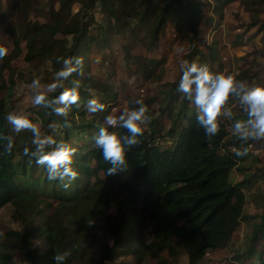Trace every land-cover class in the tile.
I'll use <instances>...</instances> for the list:
<instances>
[{
	"label": "trees",
	"instance_id": "trees-1",
	"mask_svg": "<svg viewBox=\"0 0 264 264\" xmlns=\"http://www.w3.org/2000/svg\"><path fill=\"white\" fill-rule=\"evenodd\" d=\"M230 1L217 0L216 8L220 9ZM243 2L254 14L259 13L264 4V0ZM44 3L49 4L46 21H31L29 18L32 14L43 13ZM76 3L80 4V8L71 13L72 5ZM98 3L107 17L116 23L120 17H130L146 25L150 45L156 43L166 25L174 23L182 34H191L188 36L190 42L197 40V27L203 17L195 0L11 1V7H17L23 13V27L18 34L10 32L11 50L8 41L0 37V45L8 49L6 56L0 59V79H3L2 72L9 68V63L21 54V41L34 56L48 59L55 72L62 67V63L56 62L57 57L82 58V65L76 66L77 71L59 81L61 86L48 93L51 100L64 89L78 85L79 100L68 106L67 116H57L53 111L62 105H35L34 110L36 120L42 122L44 135L51 136L56 143H66L76 149L73 167L78 172V178L66 189L59 177L53 181L47 180L46 166L35 163L39 153L31 143V133L23 130L18 135L10 130L4 115L12 112V105L6 102V97L0 98V136H12L14 139L10 152L4 151V142L0 141V209L10 204L35 222L33 235L24 225L22 231L6 230L0 235V264H14L11 262L14 254H19L27 264H55L53 255L65 250L70 255L64 264H115L111 262L113 256L121 250L135 255L138 262L150 255L158 261L156 264H170L159 254L167 250L172 260H176L177 246L184 249L187 264H198L208 251L226 246L241 221H251L256 217L259 222L254 223L251 234L246 236L249 245L244 255L252 257L255 264H264L263 201L256 205L261 210L260 214L249 215L243 211L244 188L261 180L264 182V163L256 164L257 159L252 152L237 157L235 152L226 148L232 145L242 150L256 140L250 139L242 144L234 135L227 139L229 132L222 124H219V131L214 137H206L203 127L196 120L197 110L193 108L192 101L177 91L179 79L172 83L166 105L159 111L160 116L167 114V122L149 113V105L155 101V97L144 102L150 117L146 122L148 128H143L138 143L127 150V168L108 176L106 170L110 165L103 160L94 138L101 127H109L110 131L120 136H126L127 130L119 127V124L110 127L98 120L87 119L85 110L78 111L79 106L90 97L89 89L85 88L91 85L90 75L78 81V77L84 73L83 57L96 41L84 18L91 15ZM56 4L59 5L57 9ZM253 6H257V9ZM6 15V11L0 10V21ZM254 19L252 24L258 20ZM259 28L264 32V21ZM3 31L7 33V27ZM68 36L71 43L66 46ZM214 45L210 48H214ZM147 68L143 64V76L147 75ZM6 81L13 83L11 77H6ZM0 83V90L6 87L5 81ZM93 85L96 87L99 84ZM134 107L138 106L130 105L131 109ZM25 146L29 148V155L24 154ZM55 146V143L45 145L44 151H51ZM253 165L256 167L252 168ZM235 174L241 179L236 180ZM90 179L93 181L87 183ZM261 198L264 199V194ZM138 199L142 201L147 220L151 222L153 237L149 242L136 231L145 222L135 211L134 205ZM108 205L117 206L123 213L125 210L132 212L130 217L124 218L121 215L108 216L106 227L112 235V244H106L100 258L94 260L84 240L85 228L94 209ZM43 207L49 208L50 213L45 214ZM34 235L44 242L42 252L34 246ZM133 241V248H120L122 243L127 245ZM257 243L261 245L260 251L255 248Z\"/></svg>",
	"mask_w": 264,
	"mask_h": 264
},
{
	"label": "rangeland",
	"instance_id": "rangeland-1",
	"mask_svg": "<svg viewBox=\"0 0 264 264\" xmlns=\"http://www.w3.org/2000/svg\"><path fill=\"white\" fill-rule=\"evenodd\" d=\"M11 1L0 0V10L7 12L6 17L0 21V37L8 41V44L11 39L10 32L15 31L18 34L23 27V13L17 7L12 8ZM195 1L199 3L203 14L197 27V40L190 42L188 36L191 34L189 32L182 34L174 23L164 27L163 33L158 36L154 45H150L151 38L148 37L146 25L139 24L130 17H120L116 23L114 19L107 17L98 3L91 15L84 18L88 21L90 34L96 37V41L90 45L83 57L84 73L78 77V81L90 75L91 85L85 87L89 89H87L90 94L88 99L97 98L98 102L104 104V110L96 113L88 112L87 99L82 106H79L78 111L85 110L87 119H95L106 125L105 116L118 117L122 112L131 110L130 105H135L136 99H142L144 103L155 97V101L149 105V113L154 118L160 117L161 121L166 123L167 114L160 116L159 111L166 105L171 85L181 75L180 63L185 60L188 62L197 60L198 65H207L213 73L232 74L236 80L264 85V32L259 28L261 22L264 21V4L261 6V11L254 14L244 6V0H231L220 9L216 8L217 0ZM48 7L49 4L44 3L43 13L32 14L29 19L37 20L39 23L45 22L48 17L46 14ZM58 7L59 5L56 4L55 8ZM79 8L80 4H73L71 13H75ZM252 8L257 9V6ZM254 17L258 20L252 24ZM5 27L8 29L7 33L3 31ZM67 39L68 45L66 46H69L71 37L68 36ZM213 43H215L214 48H210ZM12 46L8 45L9 50ZM21 49V54L9 63V68H5L2 72L4 77L0 81H5L6 87L0 90V98H7L6 102L12 105V112L22 114L37 123L41 135L45 136L41 120L35 118L36 106L32 103L30 85L33 79H38L40 90H44L47 84L54 82L55 71L48 59L34 56L22 41ZM143 64L148 67L146 76L141 73ZM6 77H11L13 83L6 81ZM92 83L99 85L95 87ZM235 102L240 105L238 98L233 97L227 106L232 113L227 139L234 135L232 131L234 121L245 118L242 106L237 108L234 106ZM193 108L197 110L194 104ZM141 127L148 128L146 123ZM167 143L169 141L166 145ZM248 151L255 155L256 164L264 163V139L250 144ZM254 167L256 166L253 165L252 168ZM257 172L256 168L255 173ZM235 178L236 180L241 179L236 174ZM92 181L93 179H90L87 183ZM244 193V213L260 214L261 210L257 209L256 205L260 200L264 204V199L261 198L264 194V182L261 180L244 188ZM134 207L138 217L145 221L136 231L144 237L146 242H149L153 237V231L151 222L147 220L142 201L138 199ZM43 210L45 214L50 213L49 208L43 207ZM20 212L23 211H16L10 204L0 209V235L6 230L22 231L23 225L28 227L31 235L35 233L33 232L34 219ZM131 212L125 210L123 213L117 206L109 205L94 209L86 225L84 239L88 243V253L94 260L100 258L106 244H112V235L106 227L108 216L130 217ZM66 219L69 218L66 217ZM258 222L257 217L251 221H241L226 246L208 251L198 264H255L252 257H245L244 254L249 245L246 236L251 234L254 223ZM32 240L38 251L42 252L43 240H39L35 235ZM134 245V241L127 245L122 243L120 248L125 249L126 246L133 248ZM255 248L260 251L261 245L257 243ZM159 255L170 264H187L186 253L180 246H177L176 260H172L167 250H163ZM262 258L264 259V251ZM11 262L27 264V261L23 260L19 254H14ZM111 262L115 264H156L158 261L149 255L142 262H138L135 255L121 250L113 256Z\"/></svg>",
	"mask_w": 264,
	"mask_h": 264
},
{
	"label": "clouds",
	"instance_id": "clouds-1",
	"mask_svg": "<svg viewBox=\"0 0 264 264\" xmlns=\"http://www.w3.org/2000/svg\"><path fill=\"white\" fill-rule=\"evenodd\" d=\"M8 52L7 47L0 45V59H3ZM73 61L75 63L73 64ZM56 62L62 63V67L54 74V82L46 85L44 90H40L38 79L31 82L32 103L36 106L49 107L50 105H62L53 109L57 116H67L66 109L69 105L76 104L79 100L77 91L78 85L64 89L51 100L48 93L53 92L61 85L59 81L67 79L71 73L77 71V65H82V58L70 56L67 58L57 57ZM180 78L177 91L185 94L197 109L196 120L203 127L206 137H214L219 131L218 117H231L232 113L227 108V104L233 97H237L242 110L245 113L244 119H236L232 124V131L235 137L242 144L251 140L264 139V85L249 84L239 81L232 74L213 73L207 65H198L196 62L181 61ZM131 110L122 112L118 117L107 115L104 123L107 126L119 127L127 130L126 136H120L115 131H110L109 127L99 128L98 134L94 138V143L101 150V155L110 167L107 168L108 176L116 174L127 168L126 153L130 146L138 143V137L143 134L142 124L146 123L150 117L147 115L148 106L142 99H136ZM86 109L90 113L104 110V104L98 102L97 98L88 99ZM4 120L10 125L13 133H20L27 130L31 133V143L36 146L39 155L36 156L35 163L38 166H46L47 180L53 181L60 178L62 186L66 189L78 178V172L73 167V157L76 149L66 143H56L51 136H42L37 123H34L24 115L16 112H8L4 115ZM3 141V149L10 152L14 147L12 136H0ZM56 144L51 151H44L45 145ZM25 155H29L27 146L23 149ZM237 157L247 155L248 148L234 150ZM67 178V182H65ZM70 252L65 250L62 253H55L52 257L55 264H64Z\"/></svg>",
	"mask_w": 264,
	"mask_h": 264
},
{
	"label": "built area",
	"instance_id": "built-area-1",
	"mask_svg": "<svg viewBox=\"0 0 264 264\" xmlns=\"http://www.w3.org/2000/svg\"><path fill=\"white\" fill-rule=\"evenodd\" d=\"M230 102L226 105L229 106ZM240 104V103H239ZM237 108H241V105H238V102H235V105ZM231 120V117L228 116H222L218 117V123L224 125L226 130L228 131V128H230L229 121ZM229 151L235 152L234 150H237L234 146L230 145L226 147Z\"/></svg>",
	"mask_w": 264,
	"mask_h": 264
}]
</instances>
